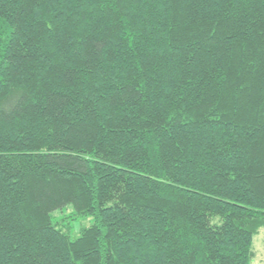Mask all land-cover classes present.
<instances>
[{
    "label": "trees",
    "instance_id": "1",
    "mask_svg": "<svg viewBox=\"0 0 264 264\" xmlns=\"http://www.w3.org/2000/svg\"><path fill=\"white\" fill-rule=\"evenodd\" d=\"M262 227L264 0H0V264H251Z\"/></svg>",
    "mask_w": 264,
    "mask_h": 264
},
{
    "label": "rangeland",
    "instance_id": "2",
    "mask_svg": "<svg viewBox=\"0 0 264 264\" xmlns=\"http://www.w3.org/2000/svg\"><path fill=\"white\" fill-rule=\"evenodd\" d=\"M52 214L55 220L58 217L66 216V219L62 221L61 226L64 229H67V232H69L72 237L77 236L82 227H86L91 223L90 217H86V216L72 217L70 207L64 209L63 212L55 211ZM252 251H253V256L251 258V264H264V227L259 228L258 232L255 234L252 243Z\"/></svg>",
    "mask_w": 264,
    "mask_h": 264
}]
</instances>
